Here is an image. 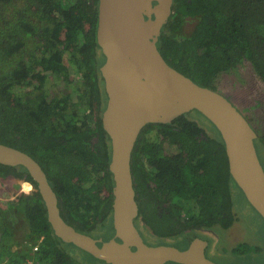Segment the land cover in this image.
Here are the masks:
<instances>
[{"label": "trees", "instance_id": "trees-1", "mask_svg": "<svg viewBox=\"0 0 264 264\" xmlns=\"http://www.w3.org/2000/svg\"><path fill=\"white\" fill-rule=\"evenodd\" d=\"M97 3L0 0V143L40 164L70 225L107 241L114 182L102 126L106 94L99 68L105 58L96 41ZM158 46L171 67L239 112L264 169V0H173ZM59 80L62 92L55 90ZM130 169L142 234L183 239L184 248L237 218L232 189L238 186L224 141L196 110L146 124ZM18 179L33 190L21 193ZM11 196V206H4L1 198ZM46 217L26 169L0 163V261L16 264L35 255L43 263L91 264L88 253L72 251V243L53 233ZM235 247L249 249L246 243Z\"/></svg>", "mask_w": 264, "mask_h": 264}, {"label": "water", "instance_id": "water-1", "mask_svg": "<svg viewBox=\"0 0 264 264\" xmlns=\"http://www.w3.org/2000/svg\"><path fill=\"white\" fill-rule=\"evenodd\" d=\"M173 0H98L96 41L106 105L102 126L110 140L113 177L112 236L81 232L63 217L54 187L26 152L0 143V163L22 166L36 184L53 233L62 242L109 264H220L208 254L209 239L148 244L135 224L139 208L130 155L141 129L169 122L178 112L196 110L220 132L229 172L247 202L264 220V169L241 115L220 94L171 67L159 51L161 29Z\"/></svg>", "mask_w": 264, "mask_h": 264}, {"label": "rangeland", "instance_id": "rangeland-1", "mask_svg": "<svg viewBox=\"0 0 264 264\" xmlns=\"http://www.w3.org/2000/svg\"><path fill=\"white\" fill-rule=\"evenodd\" d=\"M55 90L63 91V83L61 80L56 82ZM246 110V109H244ZM196 114L195 112H193ZM168 148V146H166ZM23 181L21 179L17 180V184ZM235 187V186H234ZM233 193V203L234 211L236 212V220L231 227L225 230L217 229V231L208 230L210 234H206L210 239L217 242L220 251L217 254H212L209 251V255L213 257L220 264H264V220L262 217L251 207L247 202L245 196L242 194L241 190L236 187L232 189ZM4 206H11L8 198L2 199ZM108 228H103L102 231L105 233ZM141 232V231H140ZM143 236L149 244L160 243L159 238L154 237L146 229L143 230ZM204 235V233H203ZM160 240V241H159ZM169 240V239H168ZM167 240V241H168ZM183 239H179V243H182ZM238 243H246L249 246L248 250L235 251V246ZM72 251L77 250L82 252L79 248L69 245ZM235 247V248H234ZM255 247H258L255 249ZM234 248V249H233ZM84 252H82L83 254ZM91 264H108L103 261L93 259L89 254H85ZM234 256V257H233ZM167 264H176L169 262Z\"/></svg>", "mask_w": 264, "mask_h": 264}, {"label": "built area", "instance_id": "built-area-1", "mask_svg": "<svg viewBox=\"0 0 264 264\" xmlns=\"http://www.w3.org/2000/svg\"><path fill=\"white\" fill-rule=\"evenodd\" d=\"M38 243L34 244L32 247L34 254L36 250L38 249V245H39ZM1 264H6V263L2 262ZM16 264H50V263H46V262L43 263L37 256L31 255V256H26L25 258H23Z\"/></svg>", "mask_w": 264, "mask_h": 264}, {"label": "crops", "instance_id": "crops-1", "mask_svg": "<svg viewBox=\"0 0 264 264\" xmlns=\"http://www.w3.org/2000/svg\"><path fill=\"white\" fill-rule=\"evenodd\" d=\"M1 199H3V198H1ZM10 200H12V199L9 198V201H10ZM209 234H210V233H209ZM207 238H209V237H207ZM170 240H172V241H170ZM175 240H176L175 238H169V240H168L169 242H168V243H170V242H171V243H177V242H175ZM184 248H185V247H184ZM209 251H211V253L214 254V255L217 254V253L220 251V249H219V245L217 244V242H216V243L213 242L212 244H209ZM209 251H208V254H209ZM209 256H210V255H209ZM210 257H212V256H210ZM233 257H234V256H233ZM212 258H213V257H212ZM2 262H4V263L7 262V259H6V258H3L2 261H0V264H1Z\"/></svg>", "mask_w": 264, "mask_h": 264}, {"label": "clouds", "instance_id": "clouds-1", "mask_svg": "<svg viewBox=\"0 0 264 264\" xmlns=\"http://www.w3.org/2000/svg\"><path fill=\"white\" fill-rule=\"evenodd\" d=\"M33 190V185L26 180H23L19 183V191L24 194H29ZM11 199H14V196L10 197Z\"/></svg>", "mask_w": 264, "mask_h": 264}, {"label": "flooded vegetation", "instance_id": "flooded-vegetation-1", "mask_svg": "<svg viewBox=\"0 0 264 264\" xmlns=\"http://www.w3.org/2000/svg\"><path fill=\"white\" fill-rule=\"evenodd\" d=\"M21 180H23V179H21ZM141 234H142V232H141ZM142 236H143V234H142ZM154 237H156V236H154ZM143 238H144V236H143ZM156 238H159V237H156ZM160 239V238H159ZM169 238H163V239H160L161 241H167ZM205 239V238H204ZM144 240H145V238H144ZM159 240V241H160ZM146 241V240H145ZM146 243H148L147 241H146ZM209 247V246H208Z\"/></svg>", "mask_w": 264, "mask_h": 264}]
</instances>
